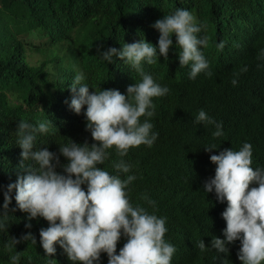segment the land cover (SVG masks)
Listing matches in <instances>:
<instances>
[{"label":"trees","instance_id":"trees-1","mask_svg":"<svg viewBox=\"0 0 264 264\" xmlns=\"http://www.w3.org/2000/svg\"><path fill=\"white\" fill-rule=\"evenodd\" d=\"M177 7L189 9L204 25L199 35L207 41L203 52L212 75L202 72L190 79V67L180 66L179 46L170 49L168 60L161 56L156 64H145V71L170 91L154 98L151 122L159 133L154 145L132 148L123 157L136 176L129 195L134 204L167 218L165 238L176 247L172 264H242L238 241L227 256L214 249L202 253L197 244L203 239L209 245L214 235L223 238L226 227L221 216L226 202L203 191L204 182L215 174L210 155L225 148L239 150L249 142L252 167H264V0H0V188L14 182L20 171L22 149L16 145L15 130L21 120L52 121L50 132L38 135L37 147L59 153V145L70 139L94 142L83 114L69 107L76 72L87 74L90 87L125 93L141 76L119 59L101 62L98 49H119L142 38L156 45L160 33L152 25ZM57 47V53L47 54ZM30 49L46 58L32 63ZM233 79L238 81L235 86ZM201 109L222 122L221 137L212 135L214 126L194 123ZM211 144L217 149L206 152L203 147ZM120 159L113 151L100 166L115 174L113 163ZM61 162H66L63 156ZM14 195L10 209L16 207ZM145 196L156 201L155 209ZM27 222V214L19 209L10 215V226L0 232V264H10L9 257L17 251L20 264H72L59 245L51 257L55 260L45 256L39 233L48 226L46 220L33 219L31 229L25 228ZM29 231L36 244H12L13 237ZM124 243L122 238L117 252ZM107 259L102 254V264Z\"/></svg>","mask_w":264,"mask_h":264},{"label":"clouds","instance_id":"clouds-1","mask_svg":"<svg viewBox=\"0 0 264 264\" xmlns=\"http://www.w3.org/2000/svg\"><path fill=\"white\" fill-rule=\"evenodd\" d=\"M152 27L160 33L156 45L142 38L125 42L119 49H98L101 62L112 64L119 59L141 76L125 93L101 87L97 90L90 87L85 72H76L70 85L69 107L76 114H83L93 143L70 139L59 145L57 153L48 147H37L36 143L38 135L50 132L52 121L17 123L16 145L22 149V159L17 179L0 188V232L7 231L9 217L17 209L27 214L26 229L33 227V219L43 218L48 226L40 229L39 242L49 261L55 260L51 257L59 245L72 264H102V254L107 255V264H172L176 247L165 238L167 218L131 201L129 185L136 176L130 174L132 165L123 157L132 148L154 145L159 136L151 122L155 115L154 98L170 91L145 71V64L154 65L161 56L168 60L170 49L179 46L178 60L180 66L190 67V79L195 80L202 72L208 76L212 73L203 52L206 38L199 35L204 25L189 9L177 7L157 19ZM237 83L232 80L234 86ZM194 123L214 126V137L224 134L222 122L203 109ZM203 148L209 153L217 149L215 144ZM113 151L121 157L113 163L115 174L100 166ZM252 158L249 142H244L239 150L225 148L210 155L215 174L204 182L203 191L214 192L218 202H226L221 213L226 227L222 229L223 238L214 235L207 246L203 239L198 241L202 253L214 249L227 256L230 246L238 241L237 257L242 264H264V167L253 168ZM13 193L16 207L10 209ZM143 199L156 208L155 200L148 196ZM122 238L125 243L117 252ZM26 241L36 244L31 231L19 239L12 238L13 245ZM9 260L10 264H20V252Z\"/></svg>","mask_w":264,"mask_h":264},{"label":"rangeland","instance_id":"rangeland-1","mask_svg":"<svg viewBox=\"0 0 264 264\" xmlns=\"http://www.w3.org/2000/svg\"><path fill=\"white\" fill-rule=\"evenodd\" d=\"M32 40H33V41H38L39 38H38V37H33ZM63 45H64V44H63ZM60 46H62V45H60ZM60 46H59V47H60ZM67 46H68V45L66 44V45L64 46V48L66 49ZM59 47L54 48V49H49L47 54H48V55H52V54H54V53H57V52L59 51V50H58ZM65 49H63V50L60 51L61 55H65V54H63V53L65 52ZM29 55H30V56H29L30 61H31L32 63H39L40 61H42L43 59L46 58V56H45L44 53H40V52H36V51H32L31 49L29 50Z\"/></svg>","mask_w":264,"mask_h":264}]
</instances>
